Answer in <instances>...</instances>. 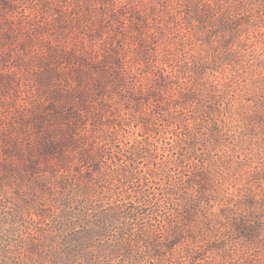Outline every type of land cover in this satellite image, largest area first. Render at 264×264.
I'll return each instance as SVG.
<instances>
[{"label": "rangeland", "instance_id": "1", "mask_svg": "<svg viewBox=\"0 0 264 264\" xmlns=\"http://www.w3.org/2000/svg\"><path fill=\"white\" fill-rule=\"evenodd\" d=\"M187 3L0 0V122L5 127L28 120L37 109L45 127L60 126L62 132L71 127L79 146L98 153L101 171L128 167L134 178L121 185L127 192L140 188V174L156 172L150 154L158 162L177 161L171 151L175 142L194 141L188 154L210 151L216 166L196 168L190 159L181 169H169L172 184L185 182L194 169L209 172L217 192L210 202L213 219L226 214L250 229L218 226L217 236L205 243L216 241L218 253L227 256L217 261L208 251L196 263L264 264V0H238L237 13L248 25L241 28L240 41L227 47L219 45L227 37L215 21H194L192 28L183 23ZM162 75L177 76L178 91L185 94L199 86L192 80L201 76L200 84L207 87L228 78L227 90L216 93L213 103L222 120L218 144L210 142L206 130L213 121L206 115L201 120L205 103L163 89ZM53 111L60 117H49ZM147 113L154 120L145 130L141 120ZM136 146L142 147L141 157L129 163L125 158ZM149 180L143 189L164 200L163 190L171 183L164 177ZM114 182L117 191L120 184ZM176 198L170 197L173 203ZM234 208L238 211H230ZM169 212L160 220L176 221ZM157 229L164 231L163 222Z\"/></svg>", "mask_w": 264, "mask_h": 264}, {"label": "trees", "instance_id": "2", "mask_svg": "<svg viewBox=\"0 0 264 264\" xmlns=\"http://www.w3.org/2000/svg\"><path fill=\"white\" fill-rule=\"evenodd\" d=\"M237 2L188 0L183 23L192 28L194 21H215L227 37L219 40V45L224 42L223 46H231L240 41L241 28L248 25V20H242L237 13ZM201 71L196 75H202ZM161 78L166 80L163 89L178 92L187 101L199 99L205 103L201 120L204 122L206 115L213 121L211 126L206 124V130L210 142L218 144L222 120L213 103L216 93L220 96L227 90L228 78L223 76L210 87L200 84L197 78L192 84L199 86L193 85L186 94L178 91L177 76ZM149 96L156 99L158 93L151 92ZM37 111L32 112L30 119L19 118L5 127L0 122V264H198L196 261L208 251L215 253L217 261L227 256L218 253L216 241L205 243L217 236L218 226L227 225L232 232L250 230L244 222L226 214L218 222L213 219L210 202L217 192L209 172L194 169L193 176L189 173L185 182L172 184L169 169H181L190 159L196 168L216 166L210 151L205 150L203 156L188 154L187 149L196 146L194 141L184 140L185 146L181 145L182 140L175 142L171 151L178 155L177 161L158 162L156 154H150L149 162L155 165L156 172L148 169L140 174V188L127 192L121 185L130 182L134 174L126 165L101 171L98 153L91 146H79L75 130L68 127L62 132L60 126L45 127ZM53 112L47 117H60L59 112ZM144 115L141 123L146 130L154 118L150 113ZM141 149L136 146L125 159L134 163L141 157ZM156 150L165 151L161 147ZM153 177H164L171 183L163 190L166 202L152 198L143 189ZM115 180L120 184L117 191ZM172 196L177 197L174 203ZM160 208L164 209L163 214ZM168 211L177 215L176 221L167 220L166 216L160 220ZM161 222L164 231L158 233Z\"/></svg>", "mask_w": 264, "mask_h": 264}]
</instances>
